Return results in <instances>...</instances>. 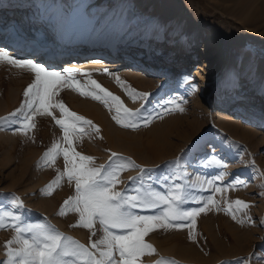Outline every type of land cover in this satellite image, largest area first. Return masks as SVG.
<instances>
[{
    "label": "rangeland",
    "instance_id": "374dc122",
    "mask_svg": "<svg viewBox=\"0 0 264 264\" xmlns=\"http://www.w3.org/2000/svg\"><path fill=\"white\" fill-rule=\"evenodd\" d=\"M32 1L33 6L23 9L20 16L17 14L19 6L14 4L7 23L11 25L20 17L23 29L16 33L22 40H8L11 42L8 46L5 45L7 40L1 41L0 48L17 59L33 60L60 72L66 69L64 62L82 61L85 66L76 70L91 72V79L119 96L126 107L141 109L136 129L121 127L112 119L114 112L103 103L71 88L63 89L58 99L100 129L98 135L93 132L75 143L76 151L95 157L96 165L106 164L113 152L130 157L136 164L152 170L151 178H145L144 188L166 193L177 184L181 185L189 197L182 205L184 208L200 207L209 197L218 203L220 210L210 206V211L196 218L194 240L188 238L187 227L157 229L145 236L156 252L142 257V264H154L160 258L174 260L177 264H264V141L259 130L250 126L251 119L237 129L236 124L231 125L235 117V113H231L233 106L244 105L253 116L264 109V22L260 21L258 9H246L249 13L245 21L255 33L252 34L243 32V27L232 16L222 14L223 11L237 13L238 7L248 6L247 0H167L176 7L177 13L163 12L158 5L161 0ZM261 1L264 6V0ZM256 6L259 8L258 4ZM3 9L0 7L1 16ZM178 13L197 17L207 30L214 31L209 44L218 58L217 72L221 76L224 74L227 83L223 84L220 77L207 98L203 94L207 73L201 69L200 61L192 59L196 53L186 54L177 63L168 60L177 57L180 43L189 36L188 30L173 18ZM11 30V27L6 28V39ZM115 30H126L131 38L147 36L157 30L160 46H165L170 57H162L160 50L144 55V50L133 46L125 49L119 46L115 54L109 53L111 56L105 58L106 65L98 68L89 65V60L98 56L92 55L95 52L75 58L72 41L87 44L98 36L107 38ZM45 35L48 39L44 42ZM206 37L204 35L201 41H207ZM228 68L230 72L225 71ZM104 69L118 75L137 91L150 95L146 100L133 102ZM186 70H190V74L185 75ZM32 79L33 74L27 69L0 63V117L20 107L23 93ZM75 79L86 90L91 89L87 77L79 71ZM221 98L230 102L224 112H218L215 107V102ZM169 101L184 110L165 111L173 107ZM56 115L59 116L58 110ZM145 118L150 120L147 126L143 122ZM35 122L36 128L27 135L18 130V123L0 125V203L7 206L15 195L23 202L17 214L25 222L51 224L90 247V239L101 235L99 225L93 237L88 229L69 227L78 220V213L57 215L64 200L74 194V182L69 184L64 177L52 195L41 193L56 176V169L63 171L64 161L61 155L55 164H41L40 167L37 164L63 133L51 117L37 116ZM213 156L226 167L210 166L208 161ZM177 158H183L182 167H167L168 162ZM218 173H223L222 179H214ZM139 175L136 168L121 172L116 189L132 192L140 185L130 178ZM209 180L213 183L208 184ZM216 187L223 191L215 192ZM237 199L249 207L236 211L234 206L236 219L233 220L224 209ZM136 211L141 215H153L161 209ZM13 235L12 229H0V261L6 259L4 244Z\"/></svg>",
    "mask_w": 264,
    "mask_h": 264
},
{
    "label": "snow or ice",
    "instance_id": "6c2138e0",
    "mask_svg": "<svg viewBox=\"0 0 264 264\" xmlns=\"http://www.w3.org/2000/svg\"><path fill=\"white\" fill-rule=\"evenodd\" d=\"M0 63L27 69L33 74L32 82L23 93L24 99L20 107L8 116L0 117V125L18 123V130L27 135L30 130L36 128L37 116L52 118L63 135L54 140L44 152L37 167L41 164L44 166L55 164L57 158L62 155L64 169L63 171L56 169V176L44 189H41V193L52 195L55 187L61 185L64 177L69 184L74 182V194L64 200L57 215L63 217L69 212L78 213V220L69 227L88 229L91 236L95 237L96 226L99 225L101 232L97 239H90L89 247L65 235L51 224L25 222L22 216L17 214L19 209L23 208V202L19 197L12 195L7 206L0 203V229L9 228L14 232L4 244L6 259L0 261V264H142V257L151 256L156 252L154 246L145 240V236L149 233L157 229L180 230L187 227L188 238L194 240L196 218L201 213L210 211L211 207L220 210L218 203L211 197L200 207H182L189 197L179 184L166 193L154 191L151 187L144 188L145 178L146 176L148 179L151 178L152 170L136 164L130 157H123L113 152L106 164L96 165L95 157L76 151L75 143L93 132L98 135L100 129L91 120L71 111L61 99H58L63 89L71 88L84 97L103 103L109 111L114 112L112 119L121 127L136 129L141 118L140 108L132 110L126 107L119 96L91 79V72L73 68L63 69V72L49 70L33 60L17 59L3 48H0ZM78 71L80 75L87 77L88 84L92 86L90 90H86L85 86L75 79ZM103 71L114 77L116 83L133 102L138 99L146 100L150 95L132 88L126 81L107 69ZM168 103L173 107L166 108L165 111L184 110L174 101ZM143 107L142 104L141 108ZM56 110L59 111V116L56 115ZM143 122L147 126L150 120L145 118ZM182 159L177 158L168 162L167 167L174 169L182 167ZM208 164L226 167L214 156ZM133 168L139 169L140 175L130 179L139 182L140 186L132 192L128 189L117 190L120 173ZM222 178L223 173H218L214 177V179ZM207 183L212 184L213 180ZM214 190L223 191L219 187ZM234 206L236 211L249 207L246 202L239 199L228 203L224 211L231 214L233 220L236 219ZM137 209L142 211L161 209V211L153 215H141L136 211ZM154 264H177V262L160 258Z\"/></svg>",
    "mask_w": 264,
    "mask_h": 264
},
{
    "label": "bare ground",
    "instance_id": "6f19581e",
    "mask_svg": "<svg viewBox=\"0 0 264 264\" xmlns=\"http://www.w3.org/2000/svg\"><path fill=\"white\" fill-rule=\"evenodd\" d=\"M21 1V2H19ZM150 1V0H149ZM148 1V2H149ZM263 3L261 0H247L248 6L243 9L242 7L237 10H239L237 13L233 12H225L223 11L222 14L224 15H229L230 17L232 16L236 22H238L241 27H243L244 31L243 32H251L252 34H255L251 29L248 27L245 19L246 16L248 17L249 11L246 9H258V10H264V6H262L261 3ZM259 8L256 6L257 4ZM14 4H17V14L20 16L22 14L23 9H27L31 6H33V1L32 0H0V7H4L3 9V16L0 15V27L6 29L7 27H11L12 30L9 34V39H6V34L3 37H0V46L2 45L1 41L7 40L5 42V45H10L11 42H13L15 39L22 40V38H19L17 36V33H20L23 29V26L21 25V22H19V18L16 22L12 23L11 25H8L7 23L9 22L10 16L13 14L11 13V9H13ZM261 4V5H260ZM158 5L161 7V10L166 13H177L176 7L171 4L169 1H160ZM263 7V8H262ZM222 10V9H221ZM220 10V11H221ZM259 16H261L260 21L264 22V11H258ZM179 11V10H178ZM25 12V11H24ZM258 15V14H257ZM168 16V15H167ZM178 22L180 26H184L188 30L189 36H187L185 39L182 40L180 43V50L179 53L177 54V57H170L169 53L167 52L165 46L164 48H161L162 44H160L161 37H159L158 31L154 30L153 32L149 33L147 36H142L138 38H134L130 36L129 32L126 30H115L114 34L105 38L102 36H98L97 38H94L92 42L83 44L79 42L78 40H74L71 43V46L75 48L76 56H82L84 53H88L90 51L95 52L92 55H98L94 56V58L90 59V64L91 67H99V66H104L106 65L105 58L107 56H111L113 53L115 54L116 49L121 46L125 49V47H135L136 49L144 50L146 54H151L152 52H155L157 50H160L162 53V57H168L171 62L177 63L180 60H183L182 57H185L186 54L188 53H196V55L192 56V59H196L200 61L202 70L207 73L206 78L208 79L207 82V87L203 88V94H205V97L207 98L209 96V93L211 92V89L216 86V83H218L220 77H221V82H225V77H223L224 74H219L217 71L218 66H217V56L216 54L211 50L209 41L214 37V31H209L205 28V24L200 22L197 17H188L186 14H176L174 17ZM11 19V18H10ZM5 32V31H4ZM27 32L23 33V37L26 35ZM204 35H207L206 39L207 41H201L202 37ZM257 36V35H256ZM257 38H259L257 36ZM3 39V40H2ZM48 37L43 36V41H47ZM10 40L11 42H8ZM161 45V46H160ZM179 46V45H178ZM104 48L103 50H101ZM119 49V48H118ZM16 50V49H15ZM74 50V49H73ZM97 50H99L97 52ZM123 49H120L119 51H122ZM187 50L189 52H187ZM117 52V51H116ZM109 53L111 55H109ZM85 55V54H84ZM103 56V57H102ZM93 57V56H92ZM45 60V59H44ZM166 60V59H165ZM167 61V60H166ZM64 65H66V68H73V69H78V68H83L84 63L82 61H76L70 60L64 62ZM171 65V64H170ZM178 65V64H175ZM190 69V66H189ZM200 69V70H201ZM230 68L226 69L225 71L230 72ZM225 71L223 73H225ZM185 75L190 74V70H186L183 72ZM252 96V94H250ZM222 99V98H221ZM220 100V99H219ZM228 101H225L224 99L215 102V107H217V111H222L227 109L228 106ZM230 109V108H229ZM232 114L235 113V117L232 120L231 125H235V128L243 123L245 120H250L251 119V124L250 126L256 128L259 130L260 135L263 138L264 141V109L259 112L257 115L253 116V114H249V111L246 110L244 105L240 106H233L232 108ZM219 115V114H218ZM217 115V116H218ZM216 116V117H217ZM221 116V114L219 115ZM218 116V117H219ZM220 120V119H219ZM222 120V119H221ZM220 122V121H218ZM221 123V122H220ZM230 123V122H229ZM237 129V128H236Z\"/></svg>",
    "mask_w": 264,
    "mask_h": 264
}]
</instances>
